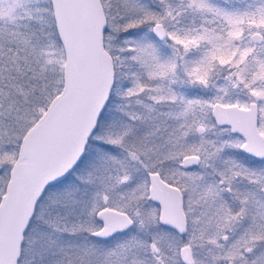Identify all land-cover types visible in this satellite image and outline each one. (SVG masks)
<instances>
[{
	"label": "snow or ice",
	"instance_id": "obj_1",
	"mask_svg": "<svg viewBox=\"0 0 264 264\" xmlns=\"http://www.w3.org/2000/svg\"><path fill=\"white\" fill-rule=\"evenodd\" d=\"M0 264H264V0H0Z\"/></svg>",
	"mask_w": 264,
	"mask_h": 264
}]
</instances>
